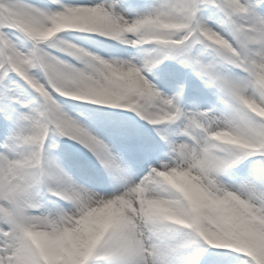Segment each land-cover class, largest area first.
I'll return each instance as SVG.
<instances>
[{
	"label": "snow or ice",
	"instance_id": "snow-or-ice-1",
	"mask_svg": "<svg viewBox=\"0 0 264 264\" xmlns=\"http://www.w3.org/2000/svg\"><path fill=\"white\" fill-rule=\"evenodd\" d=\"M0 264H264V0H0Z\"/></svg>",
	"mask_w": 264,
	"mask_h": 264
}]
</instances>
